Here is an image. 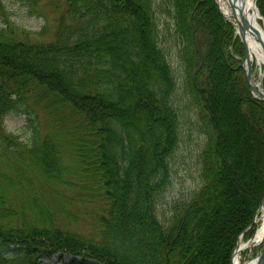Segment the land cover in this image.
<instances>
[{"label":"trees","instance_id":"obj_1","mask_svg":"<svg viewBox=\"0 0 264 264\" xmlns=\"http://www.w3.org/2000/svg\"><path fill=\"white\" fill-rule=\"evenodd\" d=\"M57 2L51 38L31 39L9 21L0 28V264L55 254L69 255L65 264H231L264 198V103L249 92L232 25L213 0ZM256 6L264 19V0ZM166 43L176 47L207 141L199 186L161 219L158 199L179 143ZM230 95L258 158L222 127ZM32 96L55 115L57 132H40L26 104ZM11 112L27 116V140L2 127ZM62 120L73 123L62 128ZM64 188L97 204L88 232L70 226L78 201Z\"/></svg>","mask_w":264,"mask_h":264},{"label":"rangeland","instance_id":"obj_2","mask_svg":"<svg viewBox=\"0 0 264 264\" xmlns=\"http://www.w3.org/2000/svg\"><path fill=\"white\" fill-rule=\"evenodd\" d=\"M56 6L61 7V4H58L57 0H55V3L54 0H38L33 6L30 5L28 0H0V28H3L5 22L9 21L17 28L30 33L31 39H34L35 37L33 36L36 34L38 36L40 35V38H51L58 16L57 10H55L57 9L55 8ZM43 29L45 33L42 34ZM38 36L36 38H39ZM168 47H170V43H166L165 46H163V48H166L167 60L176 79L173 104L177 108L179 114V143L169 161L171 171L170 183L158 199L157 213L161 219L169 215V208L174 203L188 198L191 192L199 186V155L207 141L206 135L198 121L197 110L191 104L189 96L184 90V73L181 63L177 59L176 47H172L170 50ZM252 72H255V69H253ZM262 85L264 86V83H262ZM225 87L226 86L222 84L221 90L223 91ZM26 104L30 109L35 111L32 113L41 133L57 132L59 125L54 121L55 115H48L42 103L36 102L34 96H32L26 101ZM220 114L223 121L222 127H224V129H229L230 132H237L240 136L238 142L232 139L231 136V146L235 147L236 142V146L238 145L239 149L248 148L250 159H253V157L258 158L260 156L259 149L255 148L254 144L250 145V143L246 142L245 135L247 128L238 121L236 115V95H230L221 102ZM72 123V121H65L64 123L62 120L61 125L63 126L62 128H67L70 127ZM1 125L7 132L17 135L22 140H27L29 137V122L27 116L23 113L11 112L7 114L2 119ZM56 128L58 129L56 130ZM61 132L62 129H60V132L56 135L59 136ZM32 181L35 182V185H39L47 190L52 195L53 200V192L46 184H41V179L32 176L31 182ZM47 191L46 196L51 197ZM62 192H65V194L68 195L67 197L73 198L71 201H78L75 203V211L78 212V217L74 221L76 224L70 226L72 228L76 226L79 228L78 230L85 232L91 230V212L96 208L97 204H91L90 200L87 198L77 197L75 194L76 191L72 193L73 195H69L71 193L70 189L64 188ZM66 207L69 211H72L68 203H66ZM256 218L254 228H257L258 225ZM258 219H260V217H258ZM240 241L246 240L240 238ZM263 249L264 240L257 244H251L247 249L238 254V264H244L249 261L254 251L255 254L259 255ZM244 252L246 253L244 254ZM69 259L70 256L68 255H63L61 259L58 258V255H54L51 259H46L41 264H65Z\"/></svg>","mask_w":264,"mask_h":264},{"label":"bare ground","instance_id":"obj_3","mask_svg":"<svg viewBox=\"0 0 264 264\" xmlns=\"http://www.w3.org/2000/svg\"><path fill=\"white\" fill-rule=\"evenodd\" d=\"M216 2L220 12L226 20L232 23L235 29L238 27V22L242 23L239 16L240 11L243 12L242 17L247 22V26L243 28L241 42L245 47L251 70L255 69V72L251 73V84L255 85L264 94V86L262 85L264 83V28L253 0H216ZM234 11L236 16H234ZM258 217L256 218L258 225L251 240L254 244L264 240V203ZM246 246L247 244L244 241H240L236 255L233 258L234 264H238V254ZM252 263V261H249L247 264Z\"/></svg>","mask_w":264,"mask_h":264},{"label":"water","instance_id":"obj_4","mask_svg":"<svg viewBox=\"0 0 264 264\" xmlns=\"http://www.w3.org/2000/svg\"><path fill=\"white\" fill-rule=\"evenodd\" d=\"M214 1V3H215V5H216V8H217V10H218V12H219V14L222 16V18H224L225 19V17H224V15L220 12V10H219V7H218V5H217V2H216V0H213ZM255 2H256V0H253V3H254V5H255ZM242 11H240V20H242V23H240V22H238V27H237V30H235V33H236V35L239 37V39H240V42H241V37H242V34H243V28H244V26H247V22L245 21V19L242 17ZM234 16H236L235 15V11H234ZM261 20H262V18H261ZM241 45H242V47H243V50H244V60H243V63H241L240 64V66L242 67V69H243V71H244V78H245V81H246V83H247V85H248V88H249V92L252 94V96L255 98V99H257V100H259V101H261V102H263L264 103V94L263 93H261L258 89H257V87L255 86V85H253V84H251V67H250V65H249V63H248V60H247V53H246V51H245V47H244V45L242 44V42H241ZM263 203H264V199H263V201H262V205H263ZM251 240L252 239H250V240H248L247 241V244L249 243V242H251ZM237 247H238V243L236 244V247H235V249H234V251H233V253H232V258L234 257V255H236V250H237ZM253 263L252 264H264V251L260 254V255H258L257 257H255L254 259H252L251 260ZM233 264V263H232Z\"/></svg>","mask_w":264,"mask_h":264}]
</instances>
